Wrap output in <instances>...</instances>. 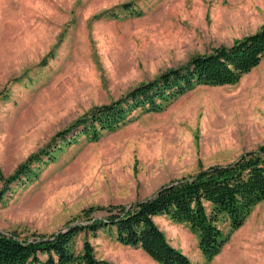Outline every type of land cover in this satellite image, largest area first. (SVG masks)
Returning a JSON list of instances; mask_svg holds the SVG:
<instances>
[{"label": "rangeland", "instance_id": "1", "mask_svg": "<svg viewBox=\"0 0 264 264\" xmlns=\"http://www.w3.org/2000/svg\"><path fill=\"white\" fill-rule=\"evenodd\" d=\"M263 24L264 0H0V230L51 234L90 206L144 200L264 145V59L235 85L196 86L161 111L136 109L97 140L53 142L96 106ZM50 143L54 160L6 182ZM154 219L196 264H264V201L211 261L187 223ZM219 225L231 229L226 217ZM84 238H76L77 252ZM89 239L100 260L156 264L117 241L115 230Z\"/></svg>", "mask_w": 264, "mask_h": 264}, {"label": "trees", "instance_id": "2", "mask_svg": "<svg viewBox=\"0 0 264 264\" xmlns=\"http://www.w3.org/2000/svg\"><path fill=\"white\" fill-rule=\"evenodd\" d=\"M264 59V24L258 31L220 46L211 53L196 55L186 64L168 70L109 104L96 106L90 112L58 132L53 138L66 144L85 134L91 140L105 130H114L136 109L158 112L196 86L235 85ZM71 134H74L73 136ZM51 143L32 154L7 178L11 183L34 173L31 165L44 158L54 160ZM0 175L3 174L0 170ZM264 201V145L243 153L227 165L202 168L196 174L172 180L152 196L127 205L109 204L83 209L79 218L51 234H34L21 238L17 233L0 230V264H113L100 260L89 236L100 230H115L123 245L141 248L159 264H196L175 247L155 221L167 215L177 223H187L198 234L199 247L207 261L217 256L230 235L245 222L251 210ZM102 212L103 215H94ZM226 217L230 231L219 223ZM84 220H79V219ZM87 218V219H86ZM84 234L83 246L77 252L76 238ZM46 254V260L40 259Z\"/></svg>", "mask_w": 264, "mask_h": 264}, {"label": "crops", "instance_id": "3", "mask_svg": "<svg viewBox=\"0 0 264 264\" xmlns=\"http://www.w3.org/2000/svg\"><path fill=\"white\" fill-rule=\"evenodd\" d=\"M147 255V254H146ZM148 256V255H147ZM149 257V256H148ZM149 259L153 260L152 258L149 257ZM153 262H155V260H153ZM156 264H159L158 262H156Z\"/></svg>", "mask_w": 264, "mask_h": 264}]
</instances>
